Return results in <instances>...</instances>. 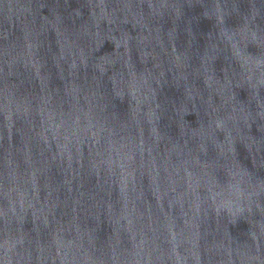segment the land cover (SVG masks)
I'll list each match as a JSON object with an SVG mask.
<instances>
[{
  "label": "water",
  "instance_id": "95a60500",
  "mask_svg": "<svg viewBox=\"0 0 264 264\" xmlns=\"http://www.w3.org/2000/svg\"><path fill=\"white\" fill-rule=\"evenodd\" d=\"M0 264H264V0H0Z\"/></svg>",
  "mask_w": 264,
  "mask_h": 264
}]
</instances>
